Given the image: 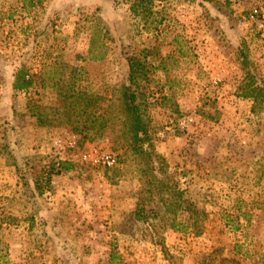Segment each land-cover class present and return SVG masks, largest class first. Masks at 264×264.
<instances>
[{
  "label": "rangeland",
  "instance_id": "obj_1",
  "mask_svg": "<svg viewBox=\"0 0 264 264\" xmlns=\"http://www.w3.org/2000/svg\"><path fill=\"white\" fill-rule=\"evenodd\" d=\"M152 6L0 0V264H264V0ZM130 56L155 173L196 222L149 193L122 109Z\"/></svg>",
  "mask_w": 264,
  "mask_h": 264
},
{
  "label": "trees",
  "instance_id": "obj_2",
  "mask_svg": "<svg viewBox=\"0 0 264 264\" xmlns=\"http://www.w3.org/2000/svg\"><path fill=\"white\" fill-rule=\"evenodd\" d=\"M130 10L135 16H142L146 20L150 19L153 14V4L155 0H129ZM94 42V40H93ZM128 76L127 84L121 86L122 109L126 113L128 121V134L130 144L135 153L147 159V167L145 174L149 179L147 181L150 195L157 194L160 196V201L167 208L178 209L182 208L190 211L195 222L199 219L200 214L205 215V210L197 207L189 198L184 196V191L178 188L171 181H167L163 176L159 177L155 169L153 155L150 150L145 147V144L150 139V125L146 109L142 107V102L139 99L140 83L139 78L143 68L141 62L136 57H128ZM33 82L32 77L28 74L24 66L17 68L12 87L15 90L25 91L31 87ZM62 168L69 169L71 162L68 160L59 161ZM146 198H141L136 210V215L142 217ZM260 264V263H256Z\"/></svg>",
  "mask_w": 264,
  "mask_h": 264
},
{
  "label": "built area",
  "instance_id": "obj_3",
  "mask_svg": "<svg viewBox=\"0 0 264 264\" xmlns=\"http://www.w3.org/2000/svg\"><path fill=\"white\" fill-rule=\"evenodd\" d=\"M108 161H110V160H108Z\"/></svg>",
  "mask_w": 264,
  "mask_h": 264
}]
</instances>
